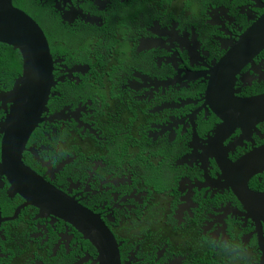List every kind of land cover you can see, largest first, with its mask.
I'll return each instance as SVG.
<instances>
[{
  "label": "flooded vegetation",
  "instance_id": "1",
  "mask_svg": "<svg viewBox=\"0 0 264 264\" xmlns=\"http://www.w3.org/2000/svg\"><path fill=\"white\" fill-rule=\"evenodd\" d=\"M18 1L41 30L57 16L67 45L79 46V28L90 31L91 46L135 55L142 71L123 73L115 97L68 88L89 83L92 69L53 74L63 80L41 128L4 166L8 114L21 101L31 125L43 101L8 97L24 60L0 47V264H101L87 232L98 218L120 264H263L264 106L249 103L264 97V49L246 32L264 0ZM55 197L87 225L69 222V209L45 208Z\"/></svg>",
  "mask_w": 264,
  "mask_h": 264
},
{
  "label": "water",
  "instance_id": "2",
  "mask_svg": "<svg viewBox=\"0 0 264 264\" xmlns=\"http://www.w3.org/2000/svg\"><path fill=\"white\" fill-rule=\"evenodd\" d=\"M254 34V44L258 46V52H261V50L264 49V15L246 32L249 39L254 36ZM0 44L17 49L24 60L22 76L18 80L16 87L8 94V97H27L28 107L39 99L43 101V104H41L42 108L31 114L33 120V124L31 123V125L27 120V112L19 108L21 101H17V107H13V110L8 114L5 127V140L2 144V164L7 166L9 164L8 160H18L33 127L36 128L38 124L42 122L41 113L48 112L45 108L47 97H55L52 95L50 96V90L57 81H62L63 79H58L57 81L53 79L52 60L46 38L33 19L13 6V0H0ZM237 51L246 55H249L250 52ZM240 58L241 56L233 60L232 66L235 65L236 67L229 70L230 75H232L237 66L240 65L238 62ZM84 69L88 71L90 68L84 67ZM79 71L85 72L78 67L74 69L69 68L68 77L71 78L73 73ZM209 93L212 96L215 95L216 88L214 84L209 88L207 97ZM206 101L207 104L212 107V105L208 103V98H206ZM261 101H252L249 104L252 106H264V97L261 98ZM221 120L224 122L223 119ZM259 153V151L256 152L253 157H258ZM256 165H260L264 169V159L261 164L258 162ZM17 167L25 173L30 172L20 161ZM44 206L47 209L51 206H55L59 209H69L70 212L66 215L69 222L73 223L76 227H81V225L85 227L87 225L84 224L85 221L82 219V216L78 215L79 212L73 215L72 211L78 210V207L72 203L70 205L63 197H55L54 204L46 203ZM81 213L85 214L84 211ZM87 232L91 235L93 245L105 259L101 264H120L118 244L114 240L109 228L105 226V224H102L99 218L89 222Z\"/></svg>",
  "mask_w": 264,
  "mask_h": 264
},
{
  "label": "trees",
  "instance_id": "3",
  "mask_svg": "<svg viewBox=\"0 0 264 264\" xmlns=\"http://www.w3.org/2000/svg\"><path fill=\"white\" fill-rule=\"evenodd\" d=\"M17 5H20V1L14 0ZM27 0H25L26 2ZM51 7V5H50ZM52 11V10H51ZM38 15H42L41 11L38 12ZM79 28V27H78ZM43 29H51L55 35L57 30L64 33L65 29L64 27L58 22L57 16L55 17V21L52 22L50 25H46L44 23ZM79 33L87 35L90 33V31L83 30L79 28ZM2 45H0L1 47ZM11 48L10 46H8ZM91 45H88V48L86 50H90ZM76 50H71L65 47V42L61 40V37H57L54 39L52 53L56 56H69ZM92 53L94 54L93 62L91 65L92 70L90 71V78L89 83L87 84H76L74 82L68 83V88L75 89L77 91L81 92H93L97 96L105 95L107 93L108 97H115L114 95V88L117 82L120 81V79L117 77V74L119 70L123 67V56H125V53H123V50L120 51L119 49H115L112 51L110 48V45H99V47L92 50ZM105 87V88H102ZM100 93V94H99ZM110 94V96H109Z\"/></svg>",
  "mask_w": 264,
  "mask_h": 264
},
{
  "label": "clouds",
  "instance_id": "4",
  "mask_svg": "<svg viewBox=\"0 0 264 264\" xmlns=\"http://www.w3.org/2000/svg\"><path fill=\"white\" fill-rule=\"evenodd\" d=\"M98 3L99 4H97V5H102L100 1H98ZM63 26H65V25H63ZM41 31H42L44 37L47 40L49 54H50V57H51V60H52V66H53L52 74L57 75V76H61L60 78H62L63 77L62 74L66 73V72L68 73L69 68L70 69H74V68H77L78 67V68L84 69V67H88V68L92 69L91 68V65H92L93 58H94V54L92 53V50H94L97 47L96 46H91L90 50H86V48H88V45H89L88 38H89V36H91V35H89L90 33L87 34V35H85L84 37L79 38V40H81V42H79V46L77 48L72 47V44L67 45L66 40H64V39L61 38V40L65 42V47H67L68 49H71V50H76V51L73 52L72 54H70L69 56H61L60 57V56H56V55H54L52 53V48H53V43H54V39L56 38V36L57 37H62V36L57 35V32H56V35H55V33L51 29H45V30L42 29ZM62 34H64V33H62ZM140 42H139V46H140ZM141 43H142L143 47L146 44H148L145 41L144 42H141ZM143 47H140L138 49V51H140V52H146L143 49ZM88 51L91 52V55L92 56H87L86 53ZM134 58H135V55L133 57L123 58V60H122L123 67L119 70V72L117 74V77L120 79V81L122 79H126V77L123 76V73L131 74V73H138V72L142 71V69H138L136 67L137 60L134 59ZM77 59L78 60H82V61H87L88 63L78 64L77 66H70L71 63L73 61L77 60ZM63 69H66V71H63ZM79 72H81V71H79ZM228 72L230 73V71H228ZM54 75H53V79L55 80ZM68 75H69V73H68ZM135 80H139V79H135ZM52 96H55L56 97L57 95H52ZM43 114H45V113H43ZM41 123L38 124V126L36 127V129H38L40 127Z\"/></svg>",
  "mask_w": 264,
  "mask_h": 264
},
{
  "label": "rangeland",
  "instance_id": "5",
  "mask_svg": "<svg viewBox=\"0 0 264 264\" xmlns=\"http://www.w3.org/2000/svg\"><path fill=\"white\" fill-rule=\"evenodd\" d=\"M108 42L111 43V44H112V43H115V44H116V41L113 40V39H109ZM126 47H127V46H126ZM126 47H125V48H126ZM102 88H105V87H102Z\"/></svg>",
  "mask_w": 264,
  "mask_h": 264
}]
</instances>
